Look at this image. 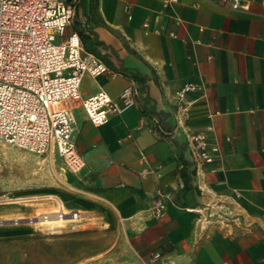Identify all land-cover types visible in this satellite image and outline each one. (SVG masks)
I'll return each instance as SVG.
<instances>
[{
  "label": "crops",
  "instance_id": "1",
  "mask_svg": "<svg viewBox=\"0 0 264 264\" xmlns=\"http://www.w3.org/2000/svg\"><path fill=\"white\" fill-rule=\"evenodd\" d=\"M76 13L78 29L70 33L81 31L115 73L85 76L82 96L102 89L118 100L134 83L140 90L134 106L100 127L81 108L74 111L86 165L70 174L71 199H59L56 211L79 213L83 230L98 218L106 233L119 234L86 261L264 264V7L80 0ZM189 82L202 90L189 96L185 114L175 94ZM210 126L219 158L197 166L188 133ZM4 185L0 222H8L1 229L8 232L15 192L8 179ZM159 193L165 210L157 218Z\"/></svg>",
  "mask_w": 264,
  "mask_h": 264
},
{
  "label": "built area",
  "instance_id": "2",
  "mask_svg": "<svg viewBox=\"0 0 264 264\" xmlns=\"http://www.w3.org/2000/svg\"><path fill=\"white\" fill-rule=\"evenodd\" d=\"M164 6L181 0H161ZM221 3L234 11L249 12L264 0H204ZM80 0H0V142L42 155L57 151L70 173L85 168L75 134L74 111L81 108L96 127L111 116L134 106L140 97L137 84L126 87L118 100L100 90L84 98L81 85L85 76L99 78L115 73L98 56L85 50L80 35L67 30L76 18ZM83 21V20H82ZM144 28H148L144 24ZM159 32V31H156ZM198 83L189 82L175 99L185 114L193 105L191 94L201 92ZM214 129L188 133L192 161L197 166L218 160L211 146ZM162 194L153 202L155 217L165 210ZM61 220H78L79 213H55ZM155 254L152 261L156 262Z\"/></svg>",
  "mask_w": 264,
  "mask_h": 264
},
{
  "label": "rangeland",
  "instance_id": "3",
  "mask_svg": "<svg viewBox=\"0 0 264 264\" xmlns=\"http://www.w3.org/2000/svg\"><path fill=\"white\" fill-rule=\"evenodd\" d=\"M70 174L57 151L38 155L0 142V191L8 179L15 192L10 230L1 232L8 222H0V264H90L85 255L97 256L117 239L119 234L106 233L98 218L85 230L81 218L39 222L57 212L59 199L70 201Z\"/></svg>",
  "mask_w": 264,
  "mask_h": 264
},
{
  "label": "bare ground",
  "instance_id": "4",
  "mask_svg": "<svg viewBox=\"0 0 264 264\" xmlns=\"http://www.w3.org/2000/svg\"><path fill=\"white\" fill-rule=\"evenodd\" d=\"M56 213V212H54ZM54 213H50V216H43L39 219V222L41 223H54V222H60L63 221L59 218L58 215H55ZM66 213V212H65ZM69 213V212H68ZM54 214V215H53ZM68 221V220H67ZM71 221V220H70ZM75 221V220H74Z\"/></svg>",
  "mask_w": 264,
  "mask_h": 264
},
{
  "label": "trees",
  "instance_id": "5",
  "mask_svg": "<svg viewBox=\"0 0 264 264\" xmlns=\"http://www.w3.org/2000/svg\"><path fill=\"white\" fill-rule=\"evenodd\" d=\"M78 22L76 21V20H74V22H73V27H74V29H78ZM79 33H80V36H81V38H82V42H83V44H84V47H85V49H86V51H88V52H90V53H93L92 51H91V49H89L88 47H87V42H86V40H85V36L83 35V33L81 32V31H79Z\"/></svg>",
  "mask_w": 264,
  "mask_h": 264
}]
</instances>
